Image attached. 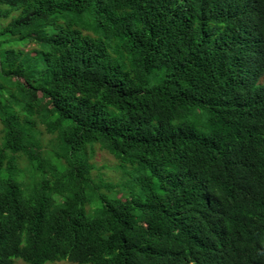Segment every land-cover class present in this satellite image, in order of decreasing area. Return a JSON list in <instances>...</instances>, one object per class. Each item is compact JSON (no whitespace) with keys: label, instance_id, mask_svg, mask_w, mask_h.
<instances>
[{"label":"trees","instance_id":"16d2710c","mask_svg":"<svg viewBox=\"0 0 264 264\" xmlns=\"http://www.w3.org/2000/svg\"><path fill=\"white\" fill-rule=\"evenodd\" d=\"M2 4L0 264H264V0Z\"/></svg>","mask_w":264,"mask_h":264},{"label":"rangeland","instance_id":"374dc122","mask_svg":"<svg viewBox=\"0 0 264 264\" xmlns=\"http://www.w3.org/2000/svg\"><path fill=\"white\" fill-rule=\"evenodd\" d=\"M8 7L7 4L0 5V13H5ZM15 13H9L8 15H0V28L6 25L13 17ZM40 128L43 130L44 125L39 124ZM0 129H1V122H0ZM45 130V129H44ZM1 135V132H0ZM46 138H49L51 134L46 133ZM91 163L95 165L94 170L95 174H102L104 179L106 180H113L115 182L119 180H124L127 175L123 172L122 168L118 165L119 162L114 155L109 153L105 149L98 148L96 151L92 152L90 160ZM14 264H26L23 260L17 259ZM59 264H70L66 261H61Z\"/></svg>","mask_w":264,"mask_h":264}]
</instances>
